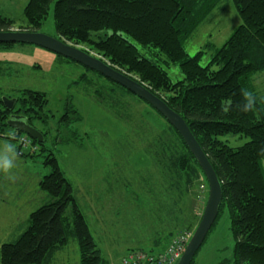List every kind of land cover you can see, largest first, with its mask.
Segmentation results:
<instances>
[{
	"label": "trees",
	"instance_id": "trees-1",
	"mask_svg": "<svg viewBox=\"0 0 264 264\" xmlns=\"http://www.w3.org/2000/svg\"><path fill=\"white\" fill-rule=\"evenodd\" d=\"M225 1L29 0L24 8L25 24L20 30L38 31L53 3L56 38L85 46L86 49H81L87 53L94 51L102 60L143 83L179 113L222 184L223 198L217 219L228 211L236 243L233 259L219 264H264V100L258 96L253 82L254 76L264 71V0H232L242 22L221 47L208 43L194 56L185 48L198 27ZM15 23L0 12V31L11 30ZM139 46L144 51L140 52ZM209 49L213 50L211 58L202 65ZM172 64L179 67L182 79H171L168 68ZM84 68L88 73L104 77ZM244 93H250L254 101L247 111ZM1 96L0 93V137L17 143L21 157L36 153L20 149L18 137L25 134L5 130L12 114L20 113L44 136L43 143L32 139L33 144L40 145L42 151L47 150L48 131L36 126L37 123L48 125L55 116L45 110L49 103L47 95L25 89L18 96H9L16 99L13 111L4 106ZM148 106L165 122L152 142L158 164L156 184L163 185L161 189L169 198L166 210L174 207V211L163 210L165 217L158 215V223L173 231L196 227L201 217L190 209L191 217L181 218L183 206L193 199L195 209L202 191L208 187L207 180L179 132ZM80 120L82 116L68 104L58 119V127L71 134L65 135L61 142L75 141L72 140L74 132L69 128ZM228 134L244 136L249 141L232 147L220 139ZM44 164L51 171L39 181V188L48 199L31 212L18 237L2 245L0 261L2 264H47L74 238L80 264H107L54 151L48 150ZM148 187V192L156 191L153 183ZM158 200L161 207L162 197ZM159 211L162 214V209ZM161 242L159 237L155 244Z\"/></svg>",
	"mask_w": 264,
	"mask_h": 264
},
{
	"label": "rangeland",
	"instance_id": "rangeland-1",
	"mask_svg": "<svg viewBox=\"0 0 264 264\" xmlns=\"http://www.w3.org/2000/svg\"><path fill=\"white\" fill-rule=\"evenodd\" d=\"M28 2L0 0V12L16 21L13 30H20L24 26V8ZM241 22L234 2L226 0L207 17L186 43L188 54L196 55L208 43L221 47ZM38 32L58 37L53 3ZM79 47L86 49L85 46ZM138 48L140 52L144 51L142 47ZM212 53L213 50L207 51L201 61L202 65L207 64ZM91 54L98 56L94 51ZM84 67L36 45L0 44V93L1 97L18 96L22 90L31 89L47 95L49 103L45 110L55 116L48 125H36L40 130L48 131L45 142L47 150L42 151V147L37 145L35 154L20 157L28 161L29 172L32 177L36 174L35 179L38 181L39 177L41 180L50 173L51 168L44 161L48 150L54 151L61 169L72 184L91 234L107 264H119L131 250L159 252L175 237L192 234L197 226L173 231L158 223V215L164 218L162 215L165 211H174V207L166 210L169 198L161 189L163 185L156 184L159 180L158 164L152 142L165 127L164 120L146 102L108 79L96 73H88ZM168 72L173 81L182 79L177 65L172 64ZM262 86L264 80L260 82L257 92L262 94L259 97L264 98ZM68 104L79 112L82 120L69 128L74 132L72 140L75 141L65 143L61 142L62 138L71 133L59 129L58 119ZM5 130L13 132L8 126ZM220 139L232 147L242 146L249 141L247 137L230 134ZM37 181L33 184L29 182L30 192L39 187ZM149 183H153L158 192H148ZM38 189L34 195L36 204L43 195H47ZM200 196L195 209L193 199L183 206L181 218H190V209L195 211L197 217L202 216L208 187ZM8 197L0 195V238L14 241L22 231L19 229L20 223L26 220L30 205L25 204V207L16 210L14 205L9 206L15 202L14 199ZM158 197H162L161 207L158 206ZM18 211L21 212L19 216ZM170 233L173 234L168 236ZM159 237L162 242L156 245ZM235 243L229 214L225 210L207 235L194 264H219L224 260H232ZM47 264H80L77 241L70 238L69 243L57 251Z\"/></svg>",
	"mask_w": 264,
	"mask_h": 264
},
{
	"label": "water",
	"instance_id": "water-1",
	"mask_svg": "<svg viewBox=\"0 0 264 264\" xmlns=\"http://www.w3.org/2000/svg\"><path fill=\"white\" fill-rule=\"evenodd\" d=\"M3 43L31 44L45 48L113 80L115 83L124 87L152 106L179 132L191 153L199 163L209 187L208 197L201 219L193 232L185 251L176 263L191 264L219 215L223 190L221 181L213 165L191 132L184 118L170 108L163 99L152 93L143 83L116 69L100 57L85 52L76 45L64 42L56 37L38 31L13 29L0 31V44ZM2 101L7 109H14L16 104L15 98L2 97ZM7 124L11 129L25 134L39 143L44 142L43 134L37 128L29 124L26 117L12 115L8 119Z\"/></svg>",
	"mask_w": 264,
	"mask_h": 264
},
{
	"label": "crops",
	"instance_id": "crops-1",
	"mask_svg": "<svg viewBox=\"0 0 264 264\" xmlns=\"http://www.w3.org/2000/svg\"><path fill=\"white\" fill-rule=\"evenodd\" d=\"M262 80H264V71L257 73L254 76L253 82H254V86L257 92H259L260 82ZM262 93H264L263 86H262ZM258 95L262 96V94H258ZM261 98L264 100L263 97ZM9 145H11L14 148V152L8 151ZM4 158L11 160L13 166L7 170H4L3 167L0 166V195L4 197L9 195L8 198H10L11 200L14 199L15 202L13 204H9L7 200H3V201L6 204H9V206L14 205L16 207L15 208L16 210H18L17 209L18 207H25V204L30 205L26 220L22 221L20 223L21 225L19 224L20 225L19 229L21 228L23 230L25 222H27L28 217L31 214V212L39 208L43 204V202H45L48 199V197L47 195H43V197L41 198V201L38 204H36L37 202H35L34 195L36 194V190H39L38 183L40 181V177L38 178V181L35 179L36 174L32 177L28 169V166H29L28 161L23 160L17 153V143H14V141L6 137H0V165H2ZM30 181L32 184L37 181L38 188L32 187L33 188L32 192H30L28 188L31 185V183H29ZM37 194H40V193H37ZM0 200H2V198H0ZM19 200L21 201L19 202V204H17ZM19 215H21V212L18 211V216ZM7 239L3 240L2 238H0V245L3 244L4 242L10 241Z\"/></svg>",
	"mask_w": 264,
	"mask_h": 264
},
{
	"label": "built area",
	"instance_id": "built-area-1",
	"mask_svg": "<svg viewBox=\"0 0 264 264\" xmlns=\"http://www.w3.org/2000/svg\"><path fill=\"white\" fill-rule=\"evenodd\" d=\"M32 141L27 135L18 137V144L23 152L27 150L31 153L36 152L37 146ZM192 234H182L175 237L165 249L159 252L142 249L131 250L122 258L119 264H176L185 251Z\"/></svg>",
	"mask_w": 264,
	"mask_h": 264
},
{
	"label": "clouds",
	"instance_id": "clouds-1",
	"mask_svg": "<svg viewBox=\"0 0 264 264\" xmlns=\"http://www.w3.org/2000/svg\"><path fill=\"white\" fill-rule=\"evenodd\" d=\"M244 96H245V101H246L245 110L247 111L253 106L254 101H253L250 93H244ZM8 151L14 152V148L11 145H9ZM0 166H2L4 170H7V169L11 168L13 166V164H12L11 160L4 158L2 165H0Z\"/></svg>",
	"mask_w": 264,
	"mask_h": 264
},
{
	"label": "flooded vegetation",
	"instance_id": "flooded-vegetation-1",
	"mask_svg": "<svg viewBox=\"0 0 264 264\" xmlns=\"http://www.w3.org/2000/svg\"><path fill=\"white\" fill-rule=\"evenodd\" d=\"M14 109H12V111H13ZM12 115H16V116H23L24 117V115H22V114H17V113H14V114H12Z\"/></svg>",
	"mask_w": 264,
	"mask_h": 264
}]
</instances>
